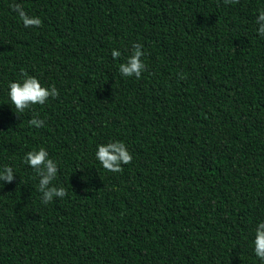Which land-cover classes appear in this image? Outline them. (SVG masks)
Returning <instances> with one entry per match:
<instances>
[{"label": "trees", "instance_id": "16d2710c", "mask_svg": "<svg viewBox=\"0 0 264 264\" xmlns=\"http://www.w3.org/2000/svg\"><path fill=\"white\" fill-rule=\"evenodd\" d=\"M11 4L40 27H24ZM264 0H0V264H262ZM140 44V79L119 65ZM121 56L114 60L111 52ZM21 73L59 95L17 113ZM44 127L29 126L33 117ZM132 155L111 173L97 146ZM43 147L67 195L42 202Z\"/></svg>", "mask_w": 264, "mask_h": 264}, {"label": "clouds", "instance_id": "9594fccd", "mask_svg": "<svg viewBox=\"0 0 264 264\" xmlns=\"http://www.w3.org/2000/svg\"><path fill=\"white\" fill-rule=\"evenodd\" d=\"M224 4H235L239 0H223ZM12 11L18 13L24 27H40L42 21L39 17H29L21 5L11 4ZM255 23L259 26L257 31L261 37H264V10H260ZM140 44L132 45L131 55L124 63L119 65V72L123 77L141 78L142 72L146 65L142 62L145 53ZM111 56L114 60L121 56V52L113 50ZM22 82H10L8 85V99L17 113H24L35 105H45L49 98H56L59 93L53 86L46 88L41 85L40 81L27 73H21ZM29 126L35 128L44 127V121L35 116L29 120ZM95 159L99 162L102 169L111 173H120L123 171L122 165H127L132 161V155L127 150L123 142L112 141L108 144L97 146ZM24 163L32 168L39 177L38 190L42 194V202L49 203L53 198H64L67 195L63 187L57 188L52 182L57 177V164L49 158L48 152L43 148L37 151H29L24 156ZM13 169L5 166L0 169V181L10 183L14 178ZM3 186V184H0ZM254 255L264 264V222L259 223L255 229V236L252 241Z\"/></svg>", "mask_w": 264, "mask_h": 264}]
</instances>
